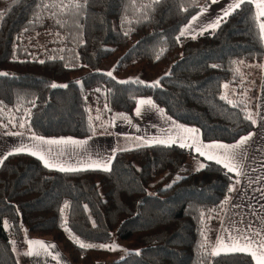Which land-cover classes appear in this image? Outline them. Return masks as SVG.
Returning a JSON list of instances; mask_svg holds the SVG:
<instances>
[{
  "label": "trees",
  "instance_id": "16d2710c",
  "mask_svg": "<svg viewBox=\"0 0 264 264\" xmlns=\"http://www.w3.org/2000/svg\"><path fill=\"white\" fill-rule=\"evenodd\" d=\"M207 2L79 0L81 7L69 2L59 10L48 0H3L0 73L8 75H0V131L86 137L94 133L88 107L97 100L132 116L145 95L196 126L202 140L232 142L251 132L264 57L259 18L246 0L218 27L181 36ZM42 18L51 41L32 60L25 39ZM115 53L109 76L100 66ZM132 67L149 70L159 84L118 79ZM79 69L87 71L76 76ZM189 157L204 167L178 175ZM108 169L60 171L26 152L7 154L0 162V264H18L13 248L27 236L52 241L71 264H91L100 250L82 249L74 238L102 245L113 237L139 248L110 264H256L243 252L211 254L239 186L233 172L189 148L157 143L116 151Z\"/></svg>",
  "mask_w": 264,
  "mask_h": 264
},
{
  "label": "crops",
  "instance_id": "0c3cea01",
  "mask_svg": "<svg viewBox=\"0 0 264 264\" xmlns=\"http://www.w3.org/2000/svg\"><path fill=\"white\" fill-rule=\"evenodd\" d=\"M250 1L253 3L259 18V29L264 45V29L261 28V25L264 24V16L259 15L260 9L257 6L259 0ZM236 2L237 0H216V2L208 0L207 4L195 12L186 22L184 28V31L186 29L185 34L195 35L205 29H209L208 26L223 16L224 11L228 9L230 4ZM193 17H197V19L194 21ZM256 94L255 128L251 132L241 136L250 138L240 148L233 150L236 154V160L234 163L239 167L241 174L238 175L236 172H231L236 174L239 178V187L223 210L212 250L216 247L217 241L220 238H222L224 244L227 245L230 244L232 238L247 236L256 241L258 246L261 236L257 234L261 233V230L264 229V57L261 61L260 81ZM141 99L151 98L149 96H139L135 101L132 116L125 115L124 118L126 120L124 119L123 122H134L132 123L134 126L127 128L126 133L127 135L138 137L144 143H150L151 141L160 139H175L176 143L174 144L176 145H180L181 143L187 145L195 144V147L186 146V148H189L198 157L200 156L209 160L207 155H215L222 159L226 150L215 148L205 149L202 145H234L241 139V137H239L232 142L202 140L200 131L196 126L183 124L173 119L152 99L151 100L156 105V108L142 106L141 114L137 115L136 109L139 106V101ZM130 118H133V121H128ZM140 124H142L144 128H140ZM184 129H196L197 133L193 138V134L184 131ZM86 137L84 139V137H74L70 135L40 136L21 131H0V160L16 149L13 147L15 142L28 141L33 145H36L33 150L38 151V154H43L49 163L63 166L65 168L80 170L104 169L103 167H86V165L90 163H101L109 168L111 160L116 152L115 137L111 134H106V132L97 133L96 131L92 135ZM35 138H43L44 141L60 140L61 138H64L65 141H67L68 138L75 141H83V139L85 141L89 139L90 141L81 149L77 147L79 144L43 143ZM196 147H201V151L206 152V155H200V153L195 150ZM35 157L38 158V156ZM50 158L54 159L51 160ZM195 158L197 159V157ZM39 160L45 165L44 161L41 159ZM210 161L217 162L216 159ZM218 164L225 167L224 163ZM49 168L59 170V167ZM226 169L229 170V168ZM26 239L27 237L25 238V241ZM30 240L45 241L48 244H51L48 240L31 237L24 243V245H17V250L15 249L17 252L14 248L13 251L18 264H51L46 261H41L44 258V255L47 256L48 249L54 250L51 258L55 264H69L68 260L57 247L45 250L37 244L30 245ZM29 251L33 254L27 255L26 253ZM221 253L230 252L222 251ZM38 254L42 255L40 261L37 257ZM247 254H249L252 260L257 264V260L253 258L250 253Z\"/></svg>",
  "mask_w": 264,
  "mask_h": 264
},
{
  "label": "rangeland",
  "instance_id": "374dc122",
  "mask_svg": "<svg viewBox=\"0 0 264 264\" xmlns=\"http://www.w3.org/2000/svg\"><path fill=\"white\" fill-rule=\"evenodd\" d=\"M48 2L53 4V6L55 8H58L59 10H63V6L67 7L69 2H72V0H48ZM46 5H47V3H44V7H46ZM3 6H4L3 0H0V10L3 8ZM44 12H45V14H49L48 10L45 8H44ZM41 26H42V28L38 31V33L35 32L32 34H28L27 38L25 39V44L29 47L28 50H29V52H31V55H32V58H29V59H32V60L34 59L33 54L38 53L37 49L41 48V51L45 50L47 44L50 43V41H51L50 36H49V19L42 18ZM39 33H40V35H39ZM18 46H19V44L16 43L14 45V48L16 49V48H18ZM118 56H119V53H115L111 57L104 60L100 66V70H102L105 73L111 72L113 74L114 73V64H115ZM26 58H28V57H23L19 60H25ZM50 58H52V57H50ZM37 61L41 62V57ZM86 71H87L86 69H79L74 73L77 76V75H80ZM117 77L119 80H123V81L124 80H133V79L139 78V80H142V81L153 82L157 76L147 69L140 68V67H132V68H129V69L122 71V73L120 75H118ZM226 90H227V87H226ZM227 92H228V90L225 91V94H227ZM143 96H145V95H143ZM244 96H249V97H251L250 99H252L254 97L253 94L249 95L248 93H245ZM255 100H256V98H255ZM98 104L99 103L97 100V105L95 104L94 106L88 107L89 118H90L91 124L93 126L92 129L94 130V132L95 131L97 133L106 132V134H111L113 137H115V149H116V151L128 149V148H133V147L139 146L141 144H145L138 137H136V136L133 137V135L132 136L127 135L126 129L131 127V126L132 127L134 126V125H132V123H134V122H123L125 119L124 116L127 114H125L124 112L119 111V110H115V109H111V108L107 109L106 105H105V107L104 106L102 107ZM132 113H133V110H132ZM97 117H99V119H97ZM132 119L133 118H130V119H128V121H133ZM139 127L144 128L142 124H140ZM84 139H85V137H84ZM84 139L81 142H84L85 141ZM89 141H90L89 139L86 140V143ZM86 143L79 144V146H77V147L82 149V148H84ZM20 145H27L29 147L33 146V144L28 142V141H23V142L17 141L14 143L13 147L17 148ZM50 159L53 160L54 158H50ZM197 163H198V159H196V158L190 159V157H189L187 159V161L185 162V164L183 165V167L180 169L178 175H185L187 173H190L191 171H194L198 167L196 165ZM217 231H218V228H217ZM217 231H216V234L218 233ZM215 237H216V235H215ZM29 238H31V237L27 236L26 241ZM10 239H11V237H10ZM214 241H215V238H214ZM214 241H213V243H214ZM49 242L51 244H54L58 248V250L62 253V251L59 249L58 245H56L52 241H49ZM13 244H14V242H13ZM102 245H119V247L115 248V250H109L107 248H100L99 257L97 258V260H95L91 264H110L112 261L117 260L118 258L124 256L127 252L137 251L139 248V245L132 240H123V239H119L116 237H113L109 243L102 244ZM16 246L17 245L15 244L14 250L15 249L17 250ZM212 247H213V245H212ZM53 252H54V250L48 249L47 256L44 255V258L42 260H41L42 255L38 254L37 257H38L39 261L41 260V261H46L47 263L55 264V262L51 258ZM62 254L68 260L69 264H71L69 259L66 257V255L64 253H62Z\"/></svg>",
  "mask_w": 264,
  "mask_h": 264
},
{
  "label": "snow or ice",
  "instance_id": "6c2138e0",
  "mask_svg": "<svg viewBox=\"0 0 264 264\" xmlns=\"http://www.w3.org/2000/svg\"><path fill=\"white\" fill-rule=\"evenodd\" d=\"M87 2V0H85V3ZM156 2H159V0H156ZM213 2H216V0H213ZM246 2V0H237L236 3L234 4H230L228 9L224 11V17H227L228 15L231 14L232 11H235L236 9L240 8L241 4ZM72 6L79 8L82 5L79 3V0H72ZM258 8L260 9L259 15L264 16V0H259L258 3ZM47 7V5H46ZM224 17H220L218 18L213 24H210L208 27L209 28H215L218 27L221 20ZM197 19V17H193V20L195 21ZM261 28L264 29V24L261 25ZM206 30V29H205ZM186 31V29H185ZM185 31H181V36H183L185 34ZM125 35H128V33H125ZM193 38H195V36H193ZM163 50L161 51L160 54H162ZM157 59H159V55H157L156 57ZM41 63H43V61H41ZM0 75H8V73H0ZM109 76L112 75L111 72L108 73ZM167 75V73H166ZM122 82H128V81H122ZM137 83H143L142 81L139 80V78L136 79ZM159 84V80L153 82V86H156ZM58 86H62V87H67V85H57L55 83L52 84V87H58ZM226 99V97H224ZM230 102V101H229ZM142 106H148L149 108H156V105L152 102L151 99H141L139 101V106L136 109V114L140 115L141 114V107ZM163 111V110H160ZM97 119H99V117H97ZM248 119L251 120V116L248 117ZM23 126V125H21ZM184 131L192 133L193 134V138L195 137V134L197 133L196 129H184ZM250 137H241V139L234 145H223V144H208V145H202L203 148L205 149H225L226 151L223 154V158H218V156L215 155H207V158L209 160H213L216 159L218 163H224V166L226 168H229L230 171L236 172L238 175L241 174L239 167L234 163V161L236 160V154L233 150L240 148L242 145H244L247 140ZM43 143H51V144H59V143H72V144H82V143H86V141L81 142V141H75L72 140L71 138H68L67 141L64 140V138H61L60 140H51V141H44L43 138H35ZM150 143H157V144H168L169 146L171 144L176 143L175 139H171V140H154L151 141ZM181 147H195V144L192 145H187L185 143H181L180 144ZM36 145H33L32 147H29L27 145H21L19 147H17L16 149H14V151L12 153H9V155L14 154V153H23V152H27L33 156H38L39 159H41L42 161H44L45 166L47 167H59L60 171H76V170H80V169H74V168H65L63 166H58L56 164L53 163H49V161L47 159H45V156L43 154H38V151L33 150V148H35ZM195 150L197 152L200 153V155H206V152L201 151V147H196ZM110 163V162H109ZM86 167H103L104 170H109L107 166L101 164V163H95V164H88L86 165ZM204 167L203 164H200L197 167V171L201 170ZM178 179H183V177H178ZM167 187H171V185H168ZM234 189L230 188L229 191H233ZM226 198V202H227ZM6 225V222H5ZM257 235L261 236V239L259 241V245L257 246V242L250 239L247 236H243L241 238H232L230 244H224L223 239L220 238L217 241L216 247L213 249V251L211 252L212 255H219L222 251L223 252H245V253H250L253 258H255L257 260V264H264V229L261 230V233H258ZM243 240V242H242ZM74 242H76L78 244V246L82 249H86V248H95V247H100V248H107L109 250H115V248L119 247V245H94V244H85L82 241H79V238H74ZM29 244H37L40 247H42L43 249L47 250L48 248H55L56 246L54 244H48L45 241H29ZM27 255H32L33 253L31 251H29L28 253H26Z\"/></svg>",
  "mask_w": 264,
  "mask_h": 264
}]
</instances>
